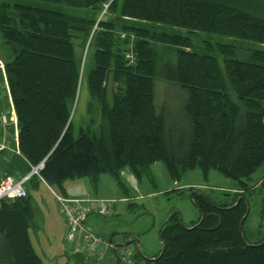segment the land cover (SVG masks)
Returning a JSON list of instances; mask_svg holds the SVG:
<instances>
[{"label": "trees", "instance_id": "1", "mask_svg": "<svg viewBox=\"0 0 264 264\" xmlns=\"http://www.w3.org/2000/svg\"><path fill=\"white\" fill-rule=\"evenodd\" d=\"M34 1L65 3L77 14L0 2L1 63L20 154L1 153L2 176L18 180L43 163L39 178L63 194L65 181L88 177L95 184L102 174L125 191L124 172L140 181L156 162L174 180L194 170L204 179L216 172L238 188L216 198L191 189L199 219L184 227L172 215L160 227L162 251L144 264H264V229L244 231L252 176L264 166V4ZM75 47L86 51L83 65ZM169 53L173 65L162 62ZM160 77L183 96V134L168 132L156 112L153 84ZM83 83L91 99L87 113L96 110L100 123L94 129L91 119L74 137ZM260 186L264 190V173ZM32 224L29 194L0 201V264H42L29 240ZM132 258L138 264L137 255Z\"/></svg>", "mask_w": 264, "mask_h": 264}, {"label": "rangeland", "instance_id": "2", "mask_svg": "<svg viewBox=\"0 0 264 264\" xmlns=\"http://www.w3.org/2000/svg\"><path fill=\"white\" fill-rule=\"evenodd\" d=\"M3 1L10 4L19 3L67 14H77L75 8L65 3L49 4L34 0H0V2ZM260 4H264V0H260ZM103 13L98 16V20L101 19ZM75 54L80 57L83 65V61L87 60L86 51L75 47ZM4 57V48L0 39V110L2 109L1 111L4 112L3 114L0 111L2 113L0 116L2 115L1 117H5L4 119L7 120L10 110L5 95L8 98V92L1 68V60ZM162 62L173 65L175 60L173 55L169 53L162 58ZM171 88V83L165 78H156L153 84L154 104L156 112L163 114L167 131L174 135H180L185 133L187 129V120L182 111L184 99L178 91L168 92V89L171 90ZM112 90V84L109 80L107 99L110 104L112 102ZM78 93L77 104L72 115V134L74 137L77 136L79 129L88 126L91 119L95 121L94 129L100 123L96 110L93 111L92 116L87 113V106L91 99L85 83ZM148 171L149 175L142 176L140 181L132 176L129 179L124 175L125 191L121 190L108 174L100 175L95 184L88 177L67 180L62 184V188L67 189L68 193L77 191L88 198L99 197V199L110 201L107 205L106 214L104 216L90 215L87 221L88 227L85 223V228L105 241L111 238L113 245L123 244L126 242L124 237L130 236L133 239L130 246L133 253L137 255L136 262L138 264H144L145 259H152L162 251V243L159 240L160 227L172 215H176L184 227L190 226L191 223L199 219L200 213L190 200L189 191L191 189L216 198L238 188L235 182L216 172H210L207 179H204L200 171L194 170L187 172L180 179L174 180L169 176L162 162L152 164ZM263 173L264 166L252 176L251 185L256 184L253 187L255 194L249 202V214L244 225L245 232L256 231L258 227L262 231L264 229V190L260 186ZM25 188L29 190L33 211V224L28 234L34 252L41 259L42 264H74L73 260L69 261L66 257L71 254V246L65 242L67 228L64 219L58 213V206L56 207L53 195H61L62 192L57 187L48 189L36 177L26 184ZM109 253L110 251H107L100 262L93 257L86 259L85 264H112L111 257L113 254L110 256ZM132 261L134 262L133 258Z\"/></svg>", "mask_w": 264, "mask_h": 264}, {"label": "built area", "instance_id": "3", "mask_svg": "<svg viewBox=\"0 0 264 264\" xmlns=\"http://www.w3.org/2000/svg\"><path fill=\"white\" fill-rule=\"evenodd\" d=\"M126 58L131 59V56L128 55ZM3 152L20 156L17 146L10 149L5 143L0 141V153ZM42 168L43 163H40L38 166L32 168L28 175L19 180L11 177H0V201H15L25 198L26 191L24 185L32 176H38ZM53 195L58 204V213L64 219L67 228L65 242L71 246V254L82 255L85 259H92L94 257L100 262L104 254L111 249V246L104 239L87 230L85 222L92 214L104 216L110 201L98 198H66ZM118 258L120 264H133L132 249L127 247L120 250Z\"/></svg>", "mask_w": 264, "mask_h": 264}, {"label": "crops", "instance_id": "4", "mask_svg": "<svg viewBox=\"0 0 264 264\" xmlns=\"http://www.w3.org/2000/svg\"><path fill=\"white\" fill-rule=\"evenodd\" d=\"M1 68H2V66H1ZM2 73H3V69H2ZM3 76H4V74H3ZM5 84H6V81H5ZM171 86H172V88H171V90L168 89L169 90L168 92L179 91L178 87H176V86H174L172 84H171ZM7 96H8L7 104L9 106V110H10V112H8V114H9L8 118L9 119H7L8 120L7 121L6 119H4L5 117L3 118V117H1L2 115L0 116V141L5 143L8 148L13 149V148H15L17 146V142H16V140H17L16 139V137H17L16 117H15V114H14V111H13V107H12V104H11L10 96L9 95H7ZM0 106H1V104H0ZM2 113L4 114V112H2ZM0 156H1V153H0ZM124 175L129 177V179L131 178V176H130V174L128 172H124L123 177H124ZM0 177H3L1 173H0ZM32 179L30 181H28L26 184L30 183L32 181ZM129 179H128V181H129ZM77 182H80V181H77ZM25 190H26V193L29 194V190L26 189V188H25ZM63 190H64L63 194H61L59 196L67 197V198H88L85 195L82 196L81 193H79L77 191L68 193L67 189H63ZM97 198H99V197H97ZM55 203H56V207H57L58 204H57L56 201H55ZM89 218H90V216L88 217L87 221L89 220ZM87 221H86V227H88L87 226Z\"/></svg>", "mask_w": 264, "mask_h": 264}, {"label": "water", "instance_id": "5", "mask_svg": "<svg viewBox=\"0 0 264 264\" xmlns=\"http://www.w3.org/2000/svg\"><path fill=\"white\" fill-rule=\"evenodd\" d=\"M168 220H169V219H168ZM240 228H241V224H240ZM108 243H109V245L112 244V239H111V238L108 240ZM132 243H133V241L128 240V241L124 242L122 245H115V246H114L113 257H114V259H115L116 264H118V257H117V254H116L115 250H116L117 248L130 246Z\"/></svg>", "mask_w": 264, "mask_h": 264}, {"label": "flooded vegetation", "instance_id": "6", "mask_svg": "<svg viewBox=\"0 0 264 264\" xmlns=\"http://www.w3.org/2000/svg\"><path fill=\"white\" fill-rule=\"evenodd\" d=\"M189 192H190V191H189ZM193 192L196 193V192H198V191H194V190H193ZM199 193H201V192H199ZM202 194H204V193H202ZM190 196H191V192H190ZM126 236H127V235H126ZM126 236H125V237H126ZM128 237H130V236H128ZM127 240H131V241H133V239H132L131 237H130V239H126V240L124 239V241H127Z\"/></svg>", "mask_w": 264, "mask_h": 264}, {"label": "bare ground", "instance_id": "7", "mask_svg": "<svg viewBox=\"0 0 264 264\" xmlns=\"http://www.w3.org/2000/svg\"><path fill=\"white\" fill-rule=\"evenodd\" d=\"M26 195H27V193H26ZM56 201V200H55ZM107 243H108V241H106ZM108 245H109V243H108ZM122 245V244H121ZM124 248H127V247H121V248H119V250H122V249H124Z\"/></svg>", "mask_w": 264, "mask_h": 264}]
</instances>
